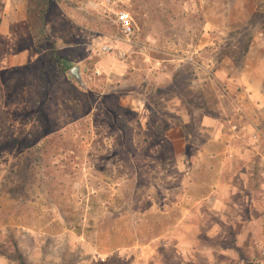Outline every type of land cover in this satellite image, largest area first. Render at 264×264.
<instances>
[{
  "label": "rangeland",
  "instance_id": "1",
  "mask_svg": "<svg viewBox=\"0 0 264 264\" xmlns=\"http://www.w3.org/2000/svg\"><path fill=\"white\" fill-rule=\"evenodd\" d=\"M120 11L134 24L123 60L100 52L120 36ZM207 11V0H0V264H179L176 226L212 191L240 130L235 166L264 220V107L233 91L264 8L235 34L206 29ZM57 58L82 83L58 80ZM13 170L32 182L14 199Z\"/></svg>",
  "mask_w": 264,
  "mask_h": 264
},
{
  "label": "crops",
  "instance_id": "2",
  "mask_svg": "<svg viewBox=\"0 0 264 264\" xmlns=\"http://www.w3.org/2000/svg\"><path fill=\"white\" fill-rule=\"evenodd\" d=\"M207 9L206 29L223 34L240 33L249 27L258 10L255 0H207ZM234 82L237 96L249 99L257 109L264 107V38L249 47ZM236 107L238 114L247 111L243 105ZM216 123L203 117L201 127H216ZM232 128L239 130L235 125ZM240 133L230 135L217 183L207 197L195 203L198 214L184 215L176 226L174 251L179 264H199L203 257L206 264H227L225 260L231 264H264V220H257L262 208L258 210L259 204L247 195L249 176L235 166L238 154L234 139H241ZM197 215L220 220H193Z\"/></svg>",
  "mask_w": 264,
  "mask_h": 264
},
{
  "label": "trees",
  "instance_id": "3",
  "mask_svg": "<svg viewBox=\"0 0 264 264\" xmlns=\"http://www.w3.org/2000/svg\"><path fill=\"white\" fill-rule=\"evenodd\" d=\"M257 2H259V5H257V8L260 10L261 7L264 8V0H258ZM249 50V47L248 45L245 47L244 49V55L248 52ZM55 61L57 60V71L59 72V77H58V80H64L65 79V75L70 71L71 69V64L68 60H65V59H62V60H59V58L57 59H54ZM55 66V65H54ZM38 74H41V72H38ZM41 88V86H40ZM86 87H83L82 90H85ZM45 89H48V86L45 85ZM86 91V90H85ZM45 92H47L45 90ZM71 92L72 94V100H73V103L75 105H78L81 101V97H79L81 95V90L80 91H75V89L73 87H70L68 93ZM48 93V92H47ZM46 93V94H47ZM121 109V108H120ZM120 111H124L123 109H121ZM202 118L203 116H200V118H198V123H200L201 125V121H202ZM185 125H188L186 123H184ZM27 149H34V148H27ZM31 152H28L25 154V158L22 157L19 159V166H22V168H26L29 167V170L31 169L32 167V159H31ZM29 156V157H27ZM18 166V167H19ZM10 175L13 176V178L9 181V184L11 185V190L8 192V195L11 196L12 199L14 198H18L19 196H25V193L27 191L28 188H30L32 186V182H30L31 180V176H29V172L28 174H23V171L22 170H13ZM46 184V182H45ZM49 193V192H48ZM210 192H207L206 194H203L201 198L203 197H206L208 196ZM52 197V193L50 192L49 193ZM50 197V198H51ZM52 200V198H51ZM62 202V200H61ZM51 203L55 206V205H59L61 206L62 203H59L58 200H52ZM118 245L120 246L121 244H129V242H125V241H120V242H117Z\"/></svg>",
  "mask_w": 264,
  "mask_h": 264
},
{
  "label": "built area",
  "instance_id": "4",
  "mask_svg": "<svg viewBox=\"0 0 264 264\" xmlns=\"http://www.w3.org/2000/svg\"><path fill=\"white\" fill-rule=\"evenodd\" d=\"M106 1L109 2V0ZM115 24L119 29L120 36L115 38V43L100 44V52L113 55L115 58L123 60L127 57V53L120 49L118 44L123 42L129 46L134 45L131 40L134 35V24L130 15L125 11L115 13Z\"/></svg>",
  "mask_w": 264,
  "mask_h": 264
},
{
  "label": "water",
  "instance_id": "5",
  "mask_svg": "<svg viewBox=\"0 0 264 264\" xmlns=\"http://www.w3.org/2000/svg\"><path fill=\"white\" fill-rule=\"evenodd\" d=\"M71 75L76 79L78 80L79 82L82 83L81 81V75H80V72H79V68L78 67H75L73 68L71 71H70Z\"/></svg>",
  "mask_w": 264,
  "mask_h": 264
}]
</instances>
